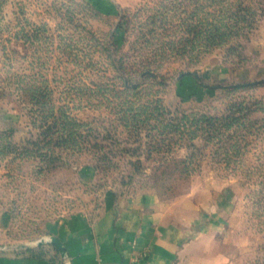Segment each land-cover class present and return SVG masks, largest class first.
Wrapping results in <instances>:
<instances>
[{
	"label": "rangeland",
	"instance_id": "obj_1",
	"mask_svg": "<svg viewBox=\"0 0 264 264\" xmlns=\"http://www.w3.org/2000/svg\"><path fill=\"white\" fill-rule=\"evenodd\" d=\"M20 83L77 118L79 150L42 141ZM234 101L253 110L231 138L184 120ZM138 198L184 264H264V0H0V253Z\"/></svg>",
	"mask_w": 264,
	"mask_h": 264
},
{
	"label": "crops",
	"instance_id": "obj_2",
	"mask_svg": "<svg viewBox=\"0 0 264 264\" xmlns=\"http://www.w3.org/2000/svg\"><path fill=\"white\" fill-rule=\"evenodd\" d=\"M160 208L142 198L124 201L118 211L93 222L74 219L46 237L59 240L70 264H184L179 233L162 225ZM0 253V264H64L52 241ZM183 259V258H182Z\"/></svg>",
	"mask_w": 264,
	"mask_h": 264
},
{
	"label": "trees",
	"instance_id": "obj_3",
	"mask_svg": "<svg viewBox=\"0 0 264 264\" xmlns=\"http://www.w3.org/2000/svg\"><path fill=\"white\" fill-rule=\"evenodd\" d=\"M119 67L125 69L122 61H120L117 68ZM146 72L151 75L150 72ZM121 79V88L114 84L108 85L106 87H100L99 89H103L110 93L113 92L116 95L124 91L137 88L136 85H131L128 76ZM18 86L21 92L22 100L24 101L27 97L28 103L31 104L29 112L33 113L32 121H38L41 127H45L44 130L41 131V136L43 137L42 141L46 140L44 138L47 137H50V140L55 137L56 141L54 142V144L68 143L70 144L69 148H71L72 151L79 150V148H74L77 143V138L86 137V135H83L82 132H79L80 123L76 117L66 112V108H64L63 106L57 107L55 105L53 96L51 94V89L42 92L40 87L37 88L34 85L30 86L29 84L24 85V83H20ZM241 86L243 85H236L231 89L235 90L237 87ZM45 88H47L46 84ZM250 110H253V108H250V106L248 105L244 106L241 102L234 101L228 105L226 112L221 115L216 116L197 113L192 116H185L187 118L184 120L188 122L191 127H193V130H201L202 132L210 135L209 137H214L221 133L223 134L224 132L229 130L231 131V135L229 133L228 136L231 138L236 135L237 127L243 125V122L240 121L242 120L240 114L247 113L245 111ZM177 121L179 122L180 120L178 119ZM164 126L167 125L165 124ZM45 143H49V140H47ZM228 146L231 147L232 145L229 143ZM49 152L53 153L54 151L50 148ZM41 154L44 153L41 152ZM98 161L103 162L105 161V159H98ZM225 161L227 163L235 162V160L233 161L232 159ZM97 167V165L94 166V169Z\"/></svg>",
	"mask_w": 264,
	"mask_h": 264
},
{
	"label": "water",
	"instance_id": "obj_4",
	"mask_svg": "<svg viewBox=\"0 0 264 264\" xmlns=\"http://www.w3.org/2000/svg\"><path fill=\"white\" fill-rule=\"evenodd\" d=\"M44 241H52L60 249L61 257L62 259H64V264H70V261L67 259L65 248L59 240L52 237H44V239L39 241L38 243H42Z\"/></svg>",
	"mask_w": 264,
	"mask_h": 264
}]
</instances>
